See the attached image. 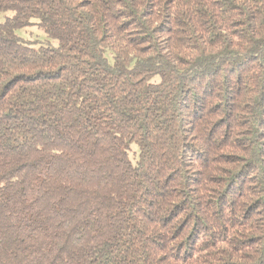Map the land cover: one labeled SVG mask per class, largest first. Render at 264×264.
<instances>
[{"label":"trees","instance_id":"1","mask_svg":"<svg viewBox=\"0 0 264 264\" xmlns=\"http://www.w3.org/2000/svg\"><path fill=\"white\" fill-rule=\"evenodd\" d=\"M0 11V264H264V0Z\"/></svg>","mask_w":264,"mask_h":264},{"label":"rangeland","instance_id":"2","mask_svg":"<svg viewBox=\"0 0 264 264\" xmlns=\"http://www.w3.org/2000/svg\"><path fill=\"white\" fill-rule=\"evenodd\" d=\"M13 12L0 11V23L4 22L7 18L11 17ZM37 20L33 19L32 24L19 28L17 30L18 36L34 49L41 47H57L59 42L57 39H53L47 36V34L39 28L36 23ZM136 163V161H134Z\"/></svg>","mask_w":264,"mask_h":264}]
</instances>
